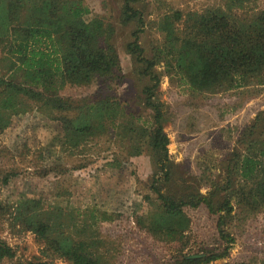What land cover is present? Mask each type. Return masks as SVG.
Listing matches in <instances>:
<instances>
[{
	"label": "trees",
	"instance_id": "16d2710c",
	"mask_svg": "<svg viewBox=\"0 0 264 264\" xmlns=\"http://www.w3.org/2000/svg\"><path fill=\"white\" fill-rule=\"evenodd\" d=\"M144 1L122 0L119 11L118 23L130 26L123 48L140 85L137 101H124V106L106 93L108 81L121 71L115 27L98 17L86 19L84 0H0V133L13 117L34 108L59 127L63 149L106 136L118 146L122 161L147 154L151 194L144 200L151 209L145 217L135 215L134 223L155 241L180 244L158 264H211L228 256L239 224L264 215V109L240 131L214 170L204 167L195 173L168 155L164 128L171 117L160 98L163 74L157 68L192 95L264 86V8L249 11L248 0H222L201 12L170 8L145 22L149 12ZM147 28L160 35L148 50L140 43ZM102 82H108L106 88L97 89L88 101L62 93L66 86ZM139 106L149 111L147 117L135 112ZM36 173L56 176L61 168L49 166ZM99 190L105 194L108 183ZM47 201L37 195L0 202V219L7 216L42 244V257L24 264H54L56 258L66 264H108L111 245L97 229L102 220H96V212H83L79 219L78 210ZM188 209L212 219L213 232L197 249L184 252L181 237L191 224ZM97 211L105 221H114L115 215ZM13 256L14 250L0 240V264Z\"/></svg>",
	"mask_w": 264,
	"mask_h": 264
},
{
	"label": "rangeland",
	"instance_id": "374dc122",
	"mask_svg": "<svg viewBox=\"0 0 264 264\" xmlns=\"http://www.w3.org/2000/svg\"><path fill=\"white\" fill-rule=\"evenodd\" d=\"M84 1L89 8L86 19L98 17L104 24L115 27L114 43L121 71L107 82L109 90L106 93L115 95L123 105L124 101H137L140 85L123 48L130 26L126 28L118 23L122 0ZM144 2L149 12L144 17L147 22L170 8L183 13L201 12L208 7L219 6L222 0ZM245 8L249 11L264 8V0H248ZM233 13L238 15L242 11ZM156 39L160 40V35L147 28L140 43L148 50ZM162 70V67L157 68L163 74L159 83L160 98L168 106L171 117L164 128L169 137L170 159L195 173L204 167L214 170L232 149L240 131L259 110L264 109V86L192 95L178 79L171 78ZM107 83L89 87L66 86L62 93L88 101L95 98L97 89L104 90ZM34 110L13 117L9 127L0 133V202L14 203L23 196L42 195L47 202L57 200L63 207L78 210L79 219L84 216L83 212L88 216L93 210L96 212L93 215L98 217L96 220H102L97 222V229L111 245L108 264H158L174 255L180 246L178 242L155 241L134 223L135 215L145 217L151 209L144 200L146 194H151L147 188L152 172L148 155L143 153L122 161L118 146L112 140L108 141L106 136H93L76 149H63L58 145L59 127ZM135 110L143 118L149 113L140 106ZM110 161L114 163L107 164ZM49 166L60 167L61 174L40 176L36 173L38 169ZM10 170L13 174L3 182V175L9 174ZM107 183L108 191L102 194L99 187ZM97 210L115 215L114 221H105ZM187 213L191 224L181 237L185 242L184 252L197 249L202 245L201 241L213 232L212 219L194 209H188ZM233 232L234 242L228 256L211 264L240 261L264 264V215L239 224ZM0 240L14 250V256L4 260V264H24L35 257H42V244L34 234L21 230L18 225L13 226L7 216L0 219ZM53 263L66 264L58 258Z\"/></svg>",
	"mask_w": 264,
	"mask_h": 264
}]
</instances>
